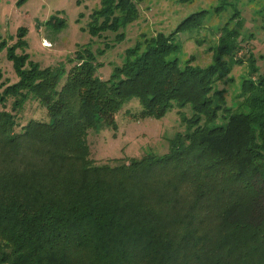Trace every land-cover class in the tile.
I'll return each instance as SVG.
<instances>
[{"label": "trees", "instance_id": "obj_1", "mask_svg": "<svg viewBox=\"0 0 264 264\" xmlns=\"http://www.w3.org/2000/svg\"><path fill=\"white\" fill-rule=\"evenodd\" d=\"M206 12L141 33L108 78L85 44L69 69L18 52L21 37L7 47L18 79L0 69V264H264V73L239 19L215 27L209 64L180 57L179 32ZM137 16L134 0H102L90 29L122 40ZM244 63L230 106L218 83ZM33 100L47 117L21 125ZM132 100L134 119L189 106L185 131L162 154L96 163L89 130H117Z\"/></svg>", "mask_w": 264, "mask_h": 264}, {"label": "rangeland", "instance_id": "obj_2", "mask_svg": "<svg viewBox=\"0 0 264 264\" xmlns=\"http://www.w3.org/2000/svg\"><path fill=\"white\" fill-rule=\"evenodd\" d=\"M138 16L125 26V37L116 39L117 32L106 31L103 36L92 33L90 23L95 9L102 0H0V69L11 82L18 79L13 61L7 55V47L19 37L26 41L30 58L41 67L65 64L80 45L93 50L98 60L99 74L110 77L115 65L121 64L127 47L134 45L141 33L172 32L183 20L206 9V16L199 18L202 24L191 23L179 32L178 43L182 47L180 57L185 61L194 58V64L205 66L212 61L209 49L219 37L216 26L232 20L242 32H247L248 42L256 58L258 73H264V0H134ZM218 6V8H216ZM201 26V27H199ZM5 41V42H3ZM111 42L107 47L106 43ZM47 43V44H46ZM106 46L108 49L100 52ZM248 64H235L231 72L218 83L225 88L230 106L238 101L241 76L246 75ZM235 77L234 80L227 78ZM2 88H0V91ZM10 107V106H9ZM139 109L137 100L124 105L117 114L118 129L105 127L90 129L88 143L91 157L96 163L113 158L137 156L146 152L164 153L169 150L170 138L178 131H185L182 112L191 115L189 106L171 109L162 118L134 119L129 110ZM47 110L38 101H29L19 114V123L30 118L46 119Z\"/></svg>", "mask_w": 264, "mask_h": 264}, {"label": "bare ground", "instance_id": "obj_3", "mask_svg": "<svg viewBox=\"0 0 264 264\" xmlns=\"http://www.w3.org/2000/svg\"><path fill=\"white\" fill-rule=\"evenodd\" d=\"M47 44V43H46Z\"/></svg>", "mask_w": 264, "mask_h": 264}]
</instances>
